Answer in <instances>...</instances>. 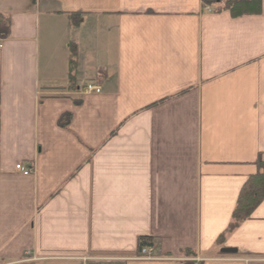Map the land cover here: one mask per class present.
Masks as SVG:
<instances>
[{"label": "crops", "instance_id": "crops-1", "mask_svg": "<svg viewBox=\"0 0 264 264\" xmlns=\"http://www.w3.org/2000/svg\"><path fill=\"white\" fill-rule=\"evenodd\" d=\"M0 15V264H264V200L231 230L264 164V0L239 18L203 0Z\"/></svg>", "mask_w": 264, "mask_h": 264}, {"label": "trees", "instance_id": "trees-1", "mask_svg": "<svg viewBox=\"0 0 264 264\" xmlns=\"http://www.w3.org/2000/svg\"><path fill=\"white\" fill-rule=\"evenodd\" d=\"M203 4L213 7V11L220 13L229 12L233 18H239L248 15H260L262 12V0H203ZM216 6V8H214ZM10 36V20L0 15V41L8 39ZM75 61L70 62V80H75ZM70 119V116H64L60 124L66 126L64 119ZM68 118L66 120H68ZM259 173L251 176L242 190L233 213V223L231 230L238 227L240 223L251 218L255 209L264 200V164L259 162ZM153 239L142 237L139 242V248L152 246Z\"/></svg>", "mask_w": 264, "mask_h": 264}, {"label": "built area", "instance_id": "built-area-1", "mask_svg": "<svg viewBox=\"0 0 264 264\" xmlns=\"http://www.w3.org/2000/svg\"><path fill=\"white\" fill-rule=\"evenodd\" d=\"M86 92H88V93H92V92L100 93L101 89L97 86L89 85L86 88ZM17 169L20 170L21 172H23L24 175H28L31 172L30 170L23 168L21 165H18ZM79 259L86 264L91 263V262H95V263L99 262V263L103 264L104 262L109 261V260L115 261V259H97V258H87V257H82ZM136 259H148V260L152 259V250L151 249H142L140 256H138Z\"/></svg>", "mask_w": 264, "mask_h": 264}, {"label": "water", "instance_id": "water-1", "mask_svg": "<svg viewBox=\"0 0 264 264\" xmlns=\"http://www.w3.org/2000/svg\"><path fill=\"white\" fill-rule=\"evenodd\" d=\"M223 253H227V254H231V253H236V250H232V249H225L222 251Z\"/></svg>", "mask_w": 264, "mask_h": 264}]
</instances>
